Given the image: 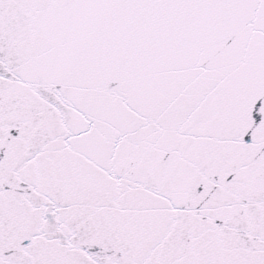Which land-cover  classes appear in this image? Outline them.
Segmentation results:
<instances>
[{
    "label": "snow or ice",
    "instance_id": "snow-or-ice-1",
    "mask_svg": "<svg viewBox=\"0 0 264 264\" xmlns=\"http://www.w3.org/2000/svg\"><path fill=\"white\" fill-rule=\"evenodd\" d=\"M0 264H264V0H0Z\"/></svg>",
    "mask_w": 264,
    "mask_h": 264
}]
</instances>
